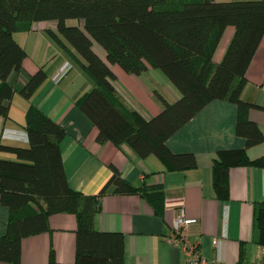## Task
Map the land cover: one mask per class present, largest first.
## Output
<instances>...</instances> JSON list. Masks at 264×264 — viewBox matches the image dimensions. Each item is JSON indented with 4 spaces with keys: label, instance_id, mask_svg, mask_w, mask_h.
<instances>
[{
    "label": "trees",
    "instance_id": "16d2710c",
    "mask_svg": "<svg viewBox=\"0 0 264 264\" xmlns=\"http://www.w3.org/2000/svg\"><path fill=\"white\" fill-rule=\"evenodd\" d=\"M76 21L75 24H69ZM38 23H53L49 39L92 82L93 88L75 100L76 107L97 130L99 144L128 145L140 158L154 156L169 172L197 167L193 154H173L166 141L214 100L237 108L235 133L243 149L222 150L212 160V186L218 200L228 199V174L236 167L264 166L249 159L247 150L264 143L259 125L249 117L257 107L242 99L246 73L264 37V0H0V115L7 119L15 93L26 100L48 78L45 66L27 74L16 88L9 82L23 73L27 52L15 34L32 31ZM228 27L233 37L219 64L213 56ZM94 44L105 52L101 59ZM129 75L149 68L159 70L181 97L168 103L156 94L162 110L145 119L118 97L111 66ZM26 147L0 144V204L9 210L7 229L0 237V264H20L22 239L48 230V217L76 218V254L73 264H124L120 233L98 232L94 216L107 194H136L153 207L164 208L161 185L131 186L112 168L97 195L72 190L64 171L60 145L66 131L37 107L26 111ZM256 224L264 246V203L258 205ZM49 264H61L50 253Z\"/></svg>",
    "mask_w": 264,
    "mask_h": 264
},
{
    "label": "crops",
    "instance_id": "0c3cea01",
    "mask_svg": "<svg viewBox=\"0 0 264 264\" xmlns=\"http://www.w3.org/2000/svg\"><path fill=\"white\" fill-rule=\"evenodd\" d=\"M53 23H38L32 31L15 34L27 52L23 73L13 74L9 82L16 88L25 83L27 74L45 66L46 81L30 100L15 93L9 115H0V144L26 147V111L37 107L57 122L67 133L60 145L69 187L86 195H97L112 174V168L131 186L161 185L164 208L156 214L144 198L136 194H107L101 199V211L94 216L98 232L120 233L124 238V264H189L184 244L170 241L172 223L182 210L193 221L184 233L187 244L197 248L205 264H264V246L259 244L256 211L264 203V166L236 167L228 174V199L218 200L212 186V160L222 150L245 148L246 142L235 133L237 108L214 100L199 111L167 141L173 154H193L197 167L183 172H169L156 157L140 158L126 144L115 147L99 144L97 130L76 107L75 100L93 88L90 79L46 34ZM228 27L213 56L219 64L233 37ZM105 59L102 48L93 46ZM116 77L114 88L120 100L145 119L162 110L156 94L168 103L181 97L179 91L159 70L149 68L140 75H129L111 66ZM247 84L242 99L264 108V37L246 73ZM249 117L264 134V111L254 108ZM249 159H264V143L247 150ZM0 158L14 159L7 153ZM9 210L0 204V237L5 234ZM48 230L21 241L20 264H49L50 253L61 264H73L76 254V218L71 214L48 217ZM219 241L218 245L213 242ZM7 264V263H2Z\"/></svg>",
    "mask_w": 264,
    "mask_h": 264
},
{
    "label": "built area",
    "instance_id": "2783aa9c",
    "mask_svg": "<svg viewBox=\"0 0 264 264\" xmlns=\"http://www.w3.org/2000/svg\"><path fill=\"white\" fill-rule=\"evenodd\" d=\"M191 220H186L183 217L182 210L180 215L172 223V235L170 236V241H178L184 244V250L188 256L189 264H205L204 260L200 258L197 252V248L194 245H189L186 242L184 233L187 231L188 226L192 223ZM214 245H218L219 241L215 240Z\"/></svg>",
    "mask_w": 264,
    "mask_h": 264
},
{
    "label": "rangeland",
    "instance_id": "374dc122",
    "mask_svg": "<svg viewBox=\"0 0 264 264\" xmlns=\"http://www.w3.org/2000/svg\"><path fill=\"white\" fill-rule=\"evenodd\" d=\"M75 22H76V21H71V22H69V24H71V25H72V24H75ZM96 47H97V48H99V46H98V45H96Z\"/></svg>",
    "mask_w": 264,
    "mask_h": 264
}]
</instances>
